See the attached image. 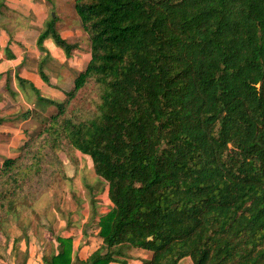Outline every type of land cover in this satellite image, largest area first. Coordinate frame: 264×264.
<instances>
[{
  "label": "trees",
  "instance_id": "16d2710c",
  "mask_svg": "<svg viewBox=\"0 0 264 264\" xmlns=\"http://www.w3.org/2000/svg\"><path fill=\"white\" fill-rule=\"evenodd\" d=\"M75 9L91 59L66 101L16 75L58 113L30 164L1 163L0 216H13L32 180L73 149L92 159L113 208L100 218L98 250L72 256L71 239L58 237L44 264H129L134 250L150 253L137 264H264V0H76ZM57 22L37 44L44 51L52 37L70 57L80 44ZM39 73L48 83L43 63ZM93 80L98 115L67 117Z\"/></svg>",
  "mask_w": 264,
  "mask_h": 264
},
{
  "label": "rangeland",
  "instance_id": "374dc122",
  "mask_svg": "<svg viewBox=\"0 0 264 264\" xmlns=\"http://www.w3.org/2000/svg\"><path fill=\"white\" fill-rule=\"evenodd\" d=\"M71 12L74 10L72 9ZM3 14L10 22L7 19L3 20ZM75 15H77L76 20L71 22L73 25L70 28L79 29L80 17L76 12ZM69 19L72 21L70 16ZM16 20L15 14L0 11V23L3 26L9 25L6 29L10 34L17 31L19 22H25L22 18L19 22ZM62 28L60 26L59 30L62 31ZM74 33L72 40L79 43L80 48L74 51L73 60L85 69L91 57L89 37L87 34L80 37L76 31ZM13 37L19 39L17 35ZM36 40L37 34L34 32L23 43L14 40L20 44L19 46L11 43L9 47L12 53L16 52L19 57L25 58L23 62L34 70L44 55L38 48ZM48 42L57 47L52 37L47 39ZM10 64L13 65L12 62ZM74 67L76 66L72 64L70 74L67 73L66 78L60 75L57 79L60 85L64 84V89H71L70 91L74 88V80L79 72L78 68ZM1 70L2 68L0 73ZM46 70L50 80V77H55L60 69L57 66H47ZM6 71L2 73L3 79L0 81V116L8 119L0 128L6 133L0 136V165L8 156L22 158V164L26 165L31 163L33 152L44 144L39 134L48 123L49 117L58 113V110L56 107L38 105L34 92L30 88L19 87L12 71L8 74ZM8 83L10 91L7 90ZM50 91L52 94H49ZM45 93L50 99L58 102L66 101L62 89L59 91L62 93V100L56 98V96L59 97L56 91L47 88V92L44 91V94L42 92L44 97ZM101 94V86L94 80L91 81L68 104L66 116L77 122L96 117L99 113ZM26 111H32V115L28 120H23L22 114ZM27 142L32 143V150L25 156ZM58 157L61 164L57 162L55 165H47V169L45 168L27 186L22 199L16 203L13 216H0V264H23L28 256L29 248H36L38 255L49 257L58 249V237L71 239L72 256L80 240L87 238L86 241L89 243L86 248L79 251L82 258H87L101 246L103 239L99 235V221L102 215H106L113 208L108 194V184L97 176L89 156L72 149L60 152ZM131 254L134 259L129 261L130 264L139 263L150 257V253L142 250H134ZM180 264H192V261L188 258Z\"/></svg>",
  "mask_w": 264,
  "mask_h": 264
},
{
  "label": "crops",
  "instance_id": "0c3cea01",
  "mask_svg": "<svg viewBox=\"0 0 264 264\" xmlns=\"http://www.w3.org/2000/svg\"><path fill=\"white\" fill-rule=\"evenodd\" d=\"M75 2L76 0H51V2H49L48 0H0V11L7 12V14H10V13L15 14L17 18L16 20L17 22H19L20 18H22V20L25 21L24 23L19 22V27L17 28V31L12 32L11 34L6 29V27H9V25L3 26L0 23V68H2L1 73H0V81L3 79L2 73L7 70L6 74H8L9 71H12L14 77L18 75L24 80L28 81L29 83H33L39 90H41V93L43 92V94H44V91L47 92V88L48 90L51 89L58 93L60 89H62V92L67 90V89H64L65 87L64 84L61 83L60 85L57 81L60 75L66 78L67 73L70 74V68L72 69V64L76 66L74 67L75 69L78 68L79 72L77 76L79 75L80 72L85 70L82 67H80L81 65L78 66V64H76L77 63L76 60H73L74 53L70 57H68L65 51L61 47H59L58 45L57 47H55V45H53L50 42L47 43V39H46L44 41L45 50L42 51L45 56L43 55L41 57L42 60H40L38 66H36L34 70V69H31L32 67H28L23 62L25 58L19 57L16 52L12 53L9 47L11 46L10 45L11 43H14L16 46H19L20 44L14 42V40L19 41V42L21 41L23 43L24 41H27V38L31 37V34L34 32H36L37 34V40H36V44H37L39 36L45 30L46 28L45 25L47 21H49L51 16L58 17L57 30L59 31L61 36L67 39L71 43H77L72 40V37L75 36L74 32L76 31L77 35H79L80 37L86 34V32L83 31L82 23H79V26H80L79 29L75 27L70 28V26L73 25L71 22L76 20L75 16H77L75 15V12H76ZM70 7L74 10V12H71L72 9ZM68 8L71 10H69ZM68 12H71V13L68 14ZM69 16L72 18V21H70ZM2 17L4 21L8 18L4 14L2 15ZM7 21L10 22L9 19H7ZM74 23L76 25V21ZM60 26L63 27L62 31L59 30ZM14 35H17L19 39H16V38L14 39L13 37ZM10 53L13 54L15 58L13 59L9 58L8 55ZM54 58L57 60L54 61L53 60ZM10 62H12L13 65L10 64ZM41 63H43V69H44L45 74L47 73V70H46L47 66L48 67L57 66L60 69L59 73L55 74V77L49 76L50 80L48 78V75L46 74L49 80L48 83H46L40 76L39 68H40ZM27 88H30V86L26 85L24 87V89H27ZM70 90L71 89L67 90V92H69ZM49 94H52V92L50 91ZM61 94L62 93H59V97L56 96V98H60L62 100ZM46 95L47 94L45 93V97ZM33 104L35 105L34 102ZM7 158H10V156H8ZM81 244H82V241L80 240L74 254H76L77 252L80 255L79 251L87 247L86 246L84 248H80ZM56 252L58 253V249L56 250ZM83 259H86V258H83ZM23 264H44V255H40V254L38 255L36 248L35 249L29 248L28 256L25 259ZM134 264H137V263H134Z\"/></svg>",
  "mask_w": 264,
  "mask_h": 264
},
{
  "label": "water",
  "instance_id": "95a60500",
  "mask_svg": "<svg viewBox=\"0 0 264 264\" xmlns=\"http://www.w3.org/2000/svg\"><path fill=\"white\" fill-rule=\"evenodd\" d=\"M54 16V15H53Z\"/></svg>",
  "mask_w": 264,
  "mask_h": 264
}]
</instances>
